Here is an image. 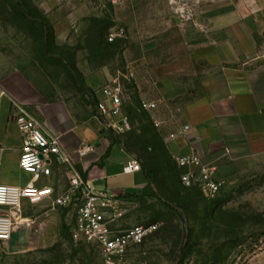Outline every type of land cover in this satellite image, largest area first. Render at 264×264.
Segmentation results:
<instances>
[{
  "label": "rangeland",
  "instance_id": "obj_1",
  "mask_svg": "<svg viewBox=\"0 0 264 264\" xmlns=\"http://www.w3.org/2000/svg\"><path fill=\"white\" fill-rule=\"evenodd\" d=\"M19 1L24 12L0 0V61L10 62L4 69L25 74L46 97L75 100L96 116L104 88L114 81L121 87L134 128L113 138L142 171L146 164L153 180L136 197L123 225L158 229L120 264L264 263V157L241 163L223 177L215 198L199 186H183L166 131L155 121L163 115L141 108L142 102H161V78L176 69L163 68V53L147 51L133 35L135 0ZM259 43L264 52V38ZM24 217L32 226L0 242V264H102L95 247L74 242L67 230L74 210L55 209L50 202L27 204Z\"/></svg>",
  "mask_w": 264,
  "mask_h": 264
},
{
  "label": "crops",
  "instance_id": "obj_2",
  "mask_svg": "<svg viewBox=\"0 0 264 264\" xmlns=\"http://www.w3.org/2000/svg\"><path fill=\"white\" fill-rule=\"evenodd\" d=\"M135 4L131 29L139 45L162 52L161 66L176 69L161 78V102L150 101L164 117L155 121L166 131L172 156L195 154L204 166L215 167L220 178L241 163L264 157V52L259 43L264 38V0H202L187 23L168 0ZM0 62V185L31 181L19 166L23 135L14 116L21 110L39 120L47 135L60 137L63 152L95 190L133 201L145 192V173L124 174L132 158L89 106L50 99L25 74L4 69L8 60ZM185 126L191 130L182 136ZM84 144L94 145L95 152L79 158L76 153ZM44 183L61 194L68 187L66 166L53 163V176Z\"/></svg>",
  "mask_w": 264,
  "mask_h": 264
},
{
  "label": "built area",
  "instance_id": "obj_3",
  "mask_svg": "<svg viewBox=\"0 0 264 264\" xmlns=\"http://www.w3.org/2000/svg\"><path fill=\"white\" fill-rule=\"evenodd\" d=\"M114 4L119 0H112ZM173 12L182 23L192 20L194 12L202 0H168ZM114 36L111 37V41ZM141 108L152 111L157 108L153 102H142ZM97 118L102 127L122 136L133 131L122 90L117 81L106 86L96 105ZM14 122L23 135L20 169L31 176L24 186L0 185V242L8 243L20 230L32 226V221L24 217L27 204L50 202L52 208L74 210L70 225V235L74 242L95 247L101 255L102 264H120L137 246L158 229L157 226H134L125 228L123 221L136 204L126 195L115 194L110 190H95L76 169L73 158L63 152L58 136L47 135L42 123L26 112L18 110ZM190 126L181 129L184 136ZM174 133L170 139L175 140ZM95 152V146L84 144L77 151L79 158ZM181 173V183L185 188L199 186L208 198L217 197L225 184L215 167L204 166L195 154L175 157ZM53 163L67 168L68 187L57 195L54 187L44 183L53 176ZM142 171V165L131 159L124 167L125 175Z\"/></svg>",
  "mask_w": 264,
  "mask_h": 264
},
{
  "label": "trees",
  "instance_id": "obj_4",
  "mask_svg": "<svg viewBox=\"0 0 264 264\" xmlns=\"http://www.w3.org/2000/svg\"><path fill=\"white\" fill-rule=\"evenodd\" d=\"M4 1H6V3L11 7V8H13L14 9V11H20V12H24V9H23V7L21 6V4H20V1L19 0H4ZM41 25L43 26V28H48V29H50V30H52V32H54V30H53V28L49 25V24H47V23H45V22H43V23H41ZM92 96L94 97V94L92 93ZM143 171L145 172V176H146V178H147V187H146V189L149 187V186H152V184H153V180H152V177H151V175H150V173L147 171V166H146V164H144L143 163ZM68 231L70 230L69 228L67 229ZM66 235V225H65V223H63V225H62V237H64Z\"/></svg>",
  "mask_w": 264,
  "mask_h": 264
}]
</instances>
